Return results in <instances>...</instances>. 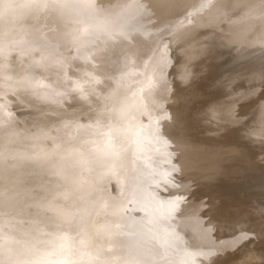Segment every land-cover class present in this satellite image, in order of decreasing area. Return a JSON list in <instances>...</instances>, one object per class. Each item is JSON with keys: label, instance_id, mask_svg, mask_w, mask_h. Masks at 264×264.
<instances>
[{"label": "rangeland", "instance_id": "rangeland-1", "mask_svg": "<svg viewBox=\"0 0 264 264\" xmlns=\"http://www.w3.org/2000/svg\"><path fill=\"white\" fill-rule=\"evenodd\" d=\"M64 2L65 0L45 1L44 6L46 13L42 16L46 25H44L45 29L43 28L40 30V37L33 41L32 47L30 46L27 48L25 54H21V52L18 51H12L10 54L0 52V57H2L0 61L2 60L3 63L11 65L13 71L11 72L10 70V74L8 75L13 78L9 77L7 79L6 73L1 72L0 74V155L4 152L10 157L8 154L9 151L6 150L11 149V152H17L20 156L22 150H25V148L27 149V147L29 150V146L26 147L27 143L30 142L28 139L32 142L34 138V136L32 138V135L38 137L39 128L43 126V128H40V137L38 138L42 139L38 140L34 138L39 142L35 140V143L33 141L35 145L32 142V147L29 144L32 151L35 147L36 150H42V160L38 150L33 151L38 153H34V156L31 155L32 153L28 154V152H30L28 151L26 158V155H24L25 153H23V158H25L26 161L27 159L30 160L29 158L31 157L33 161L39 160L35 163L33 161H28L29 163L33 162V164H30L32 165L31 167L35 166L34 164L36 163H38L36 164L37 166L41 167L40 163L46 162L48 164L45 163V165H49L48 167L50 169H46L47 166L43 163L42 168H44L46 173L49 171L52 172L55 167L52 166L51 168L50 165L52 164L45 160L47 159L49 161L48 158L51 159L54 155L56 156V158H53L54 160H61L64 157L61 155L65 152H63V150H65L64 146L70 145L67 144L70 142H67V140H71V144L74 143L73 147L76 145L75 147L77 149L75 150H79L78 153L85 150L87 155L84 159L82 157L86 152L82 151V153H80L82 155L79 156L75 151L77 156L74 155L75 157H72L74 153V151L70 149L72 145L69 146L70 148L66 146L70 151L67 153L68 150H66L64 153L65 158L72 157V159H67L69 162L64 159L61 160H64L67 164L69 163V165L64 163V161H59L60 163H64L66 167L71 170L65 168L63 166L64 164L60 165L59 163V165L56 166V164H58L56 163L57 161H52L57 167L56 170L62 166L66 171L61 168L59 172L50 173L48 174L49 176L44 173L46 177L44 178L47 179L45 180L46 183H43L44 179L35 178V171L41 169L37 166L38 169L33 171L17 169V167L15 168L14 166L13 167L17 169L16 171H9L7 167L0 170V176H2L1 179L3 180L0 179V201L2 202L3 199L8 198L10 200L13 198V200L11 199L12 202L6 205L0 202V252L8 249L6 251H8L9 258L13 264H102L105 261L107 250L110 249L111 264H199L198 261L200 262L201 259L204 260V258L201 257L202 254L205 259L207 257L205 261L209 262L205 263L204 261L203 264H264V139L250 137V133L247 132L249 123H254L255 121L259 124L255 128V131L264 132V103L250 112V116L247 117L243 124L240 123L239 126L221 124L217 127H211L210 125H206L207 123H201L199 121L208 104L222 97V94L220 96L218 95L220 94L218 93L219 87H216V85H209L210 81L215 82L216 78H219V76L221 77L225 71H232V69L241 66L240 63L249 57L255 60L264 58V0H176V2L174 0H69V3L72 4L70 7L62 6ZM157 5L160 7L163 5H165V7L167 6L166 8L168 10L166 11L170 12H167L168 14L164 12L165 14H163V16H165L164 18L166 20L162 18L163 16L160 18L162 14L156 12ZM155 6L157 7L155 8ZM151 8H153V10L155 9V15H153V12L151 13V11H153ZM147 11L150 12L146 13ZM150 15L152 18L154 16L155 19L159 16L160 20L157 21L154 18L152 19ZM143 19H148L147 23L151 21L149 25L152 26L151 28H153V30H150V26H146L147 23ZM140 20L144 22L140 23L139 26H137L139 23L134 24L140 22ZM161 20H163V22H161ZM156 21L158 23H155ZM155 24H157V27ZM146 28H149L148 32H146ZM139 33L143 34V36L147 33L148 37L145 39L146 36L143 37ZM134 35L135 37L138 36L142 40H145L142 41L139 39L134 45H129L132 38L128 37ZM175 37H178V40L173 39ZM46 39L47 41H45ZM40 40L42 43H40ZM170 40L172 41L170 42ZM125 43L128 46H126ZM214 47H218L221 53L219 55L208 56L209 52ZM205 48L207 51L203 53L211 59V63L203 67L199 65L195 67L189 77H183L186 71L185 68L188 66L192 56L195 57L196 51L202 52ZM130 54H132V56ZM67 55L69 57H67ZM113 55L114 59L110 68L106 61ZM164 55L166 56L164 57ZM155 60H158V72L155 71L158 68L155 65ZM163 60H166L167 63ZM113 65L115 66L113 67ZM153 65H155V68L151 67ZM149 68L150 70L152 69L153 72L150 71ZM151 72L154 73V76L155 74L158 76V74L161 73L158 76V80L156 76V78H154V76L152 77ZM11 73L16 74L11 75ZM17 74L20 75L21 78H19L21 81L18 79ZM86 75H89V77L86 78ZM83 77H85L87 81H85ZM151 78L152 81L150 80ZM13 79H15V81ZM153 79L158 83L155 82V87L152 85L154 83ZM148 81H151L152 84ZM144 82L146 83L144 84ZM105 83H108L109 86L107 84V87ZM148 83L155 89L157 85V88H159L161 92H154L155 90L152 92V90H150L146 93L147 89L149 90V88H152ZM143 84L147 89L142 86ZM103 85L106 87L103 88ZM138 85L141 86L142 89L141 87L138 88ZM2 89L3 93L6 92L5 94H1ZM101 89H104L103 92ZM135 89H137L138 92H135ZM64 91L67 92L65 93ZM63 92L65 94H63ZM151 92L154 96H152ZM166 92L167 96L171 94L173 97H169L171 96L169 95L168 97L171 99L168 98L169 100H167V96H165ZM96 93L100 95L95 96L94 94ZM134 93L143 94L142 96L146 98H144V100L147 101L146 107L148 109L145 106H143V108L147 109L151 114L148 116L149 112H147V110L140 112L139 106L130 107V112L139 113L133 124H130L129 119L125 120V118L128 117V113H125L121 104L125 103L124 100ZM149 93L152 98H150ZM141 101H143V99ZM145 101H143V105L146 104ZM197 101L200 102L198 103ZM154 104H156V111H152L155 106ZM150 108L153 109L151 110ZM123 113L126 114L124 118L122 117ZM172 114H174V116L177 115V118L174 116L172 117ZM151 116L152 118L150 121L152 122L149 124V117ZM121 119L125 121L121 122ZM60 120L63 121L61 122ZM88 122L91 128L87 129L86 127H90L86 126V124L89 125ZM115 122H117V127L114 134L110 138L106 137L107 139H103L100 143L94 145L95 143H93L94 141L92 138L96 137L95 139H97L98 133L101 132L99 130L100 127L103 129L105 128L103 126H113ZM148 124L149 127L147 126ZM9 127L11 130H7V133L5 132L6 134L9 133L8 135H10V131L13 129L21 133V135L26 133L25 136H22L21 141V143L24 142V144H26L24 148L23 146L21 147L23 144L17 143L21 140V136H17L18 138L20 136V139H17L19 141H17L15 139L17 137L13 135L15 133L14 130L12 131V133H14L8 136V140L10 141L13 139V136H15L14 139L17 141L15 142L20 146H16L15 143H13V145H15L13 146L10 141L11 146L9 145L10 147H8L9 141L8 143L6 142V138L8 137H6L7 135H5L3 131ZM144 128L146 133L142 130ZM105 129H103L102 132H104ZM152 129H154L153 133H151ZM184 131L187 133L184 134ZM46 132H49L48 135ZM106 132L104 133L106 134ZM29 133L31 134L27 136ZM42 133H46L47 137H44L45 134L41 137L43 135ZM24 137L28 138L25 139ZM62 137H66L67 139L65 140ZM154 137L158 139L155 138L154 141ZM58 138L65 140L67 143L62 147V142H60L62 140L58 141ZM159 139L164 141H160ZM86 141H90V144L88 143L90 145H88V148ZM108 141L111 147L110 156L101 161L94 160L90 163L85 162L86 159L90 161V148L97 153L101 152L107 146ZM6 143V147L9 149L5 147ZM82 145L86 147L84 148ZM166 145L170 146V148ZM171 149L173 154L170 152ZM55 150L58 152L61 150L59 154L62 153L58 156L57 151L56 153L54 152ZM71 151H73V153ZM119 151L123 152L122 158L115 160V153ZM11 152L10 154H13ZM36 155H38L40 159ZM43 156L45 158L44 161ZM15 157H13L15 162H18L19 159V161L21 160L20 162H23L22 164H26V161L22 160L23 158L20 159L18 156ZM187 157L189 158L187 159ZM13 158L11 159L10 157V161L13 162ZM17 164L14 165L16 166ZM28 166L29 165H26V167ZM100 166L102 167L100 171L101 175H95V172L98 171V167ZM79 167L82 171H80ZM74 171L77 172L75 173ZM32 172H34L33 176L35 179L33 176L31 177ZM38 172H36L37 176L39 174L42 175L41 172H39V174ZM67 172H71V174ZM98 172H96V174H98ZM41 175L39 177L43 178V175ZM72 175H77V178H74ZM92 176L96 181L93 186L88 184L90 178L93 179ZM48 177L52 179V181H50V179L48 180ZM64 177H66V183L69 185L71 184V188L66 190L65 193L67 195L64 201L67 202L61 203L59 199L61 203V205H59L60 203L57 201L56 197L57 203L48 195L52 196L50 192L55 190L53 189L52 183L56 190L65 187L63 186L64 184L62 185L63 181L61 180V178ZM169 178L172 180H168ZM12 179L15 180V183H12L9 187L4 186V188H2L1 184L4 181L8 183V181ZM30 179L32 182L35 181V187H33V189L36 191L29 190L30 188L32 190V187L29 188L28 185L34 186V184L31 185L29 183ZM157 179L158 181H156ZM165 179L168 180H166V184L171 181L166 185L167 187L165 186L166 188L164 187L165 189L162 187L166 193L161 189V183L159 182L161 181L165 184ZM37 180H41L42 182L40 181V183ZM56 180L59 181L62 187L57 186L59 185L58 183L55 184ZM47 181H49V183L51 182V184L48 185ZM36 182H39V185L36 184ZM154 182L159 183L158 187L157 183L154 185ZM41 184L42 186H40ZM43 184L52 186L49 187V193L46 191L48 187H43ZM148 185H152V187L153 185L156 186L158 192H156L157 189L153 187L155 189L153 190V188ZM39 186L41 188L38 189ZM148 188L153 191L152 196L154 192L156 195L161 191L160 194H162V197L158 194V200L160 202L163 200V203L161 202L162 206H160L161 204L159 201L155 200L157 198L155 195L154 198H152V192L149 191ZM147 190L151 193L149 194ZM198 190H200V195H198ZM260 191L263 192L260 193ZM45 192L46 195H44V198L48 196V198H46L47 202L46 199L42 198V203L51 205L47 206L51 207V209H55L56 212L58 211V214H56L54 210L49 209V207H45L46 204L39 203L42 205L41 207L44 206L45 209L37 208V205L35 207L32 203L26 209H22L20 206L22 205L21 202H23L24 197H33L32 200H34L35 195V197H38ZM188 192L194 195L193 199L189 200L192 195L190 197ZM79 193H81V196H79ZM185 194H188V199H186L187 196H185ZM82 195L88 196V200L89 198H95L97 200L96 204L93 205V211L92 214L89 215V218H82L83 220H79V218L77 220V214L74 216L75 213L73 211L82 214L81 212L88 207L87 203H89L86 201L87 199L84 200L85 202L80 201V203H77L78 200H74L75 198L81 200ZM178 196L180 198L183 196L184 201H189L183 202V199L180 200ZM39 198L41 200V197ZM49 198L54 201L48 202ZM118 199H120V203L122 200V206L118 205L120 204L119 201L117 202ZM43 200L45 201L43 202ZM165 201L166 203H164ZM115 202L121 207L118 208L117 205L114 206ZM80 204L81 206H79ZM111 204L115 209H120V214H118V212L116 213L118 216L115 217H119L116 221L114 216H110V214H114L109 211L110 207H112ZM2 205L9 209H3ZM73 206L77 208L74 207L73 210ZM105 206L107 208L103 209ZM164 206L166 207V212ZM20 207L21 209L18 210ZM11 208H17V211H8ZM70 208H72L73 211L70 210ZM36 210L41 213L43 218L42 223L41 220L37 223H30L28 216H32ZM111 210L114 211L112 208ZM189 210L191 212L193 211L192 213L194 214L195 211L199 214L194 215ZM67 211H71V214L67 213ZM126 211H128V213ZM66 214L71 215V217L68 215L69 221L66 220L68 221V223L66 222L67 224L64 220ZM109 216L116 223L113 224V220L111 219L109 222ZM126 216H130L133 221H130V217L127 218ZM165 216H167V219ZM120 217L124 218V220L127 218V225L131 226V229L128 227L130 233H128L129 231L126 232V234L128 233V238L125 236L126 234H124L123 237L120 235L119 244L114 246L109 243L108 237L105 232L103 234V231H117L120 226L118 223L122 219ZM163 218L167 221H164ZM190 218L191 220L189 222L192 224L189 225L191 226L188 225L187 221V219L189 220ZM146 219L149 223L151 222L152 229L151 226H147L150 224L146 222ZM84 220H87V223ZM140 220L145 222V224L143 223L144 225H140V223H142ZM192 220H194V222H192ZM79 221H82V223L80 224ZM83 221L85 223H83ZM161 221L165 223L163 224ZM58 222L61 224L64 223L65 226L61 229L63 225H57ZM107 222L110 224L109 226L112 227L111 230H109L110 227L104 226ZM129 222H132L133 225ZM159 222L162 223L163 226ZM111 224H113V226ZM123 224L125 223L122 222V225ZM193 224L196 225L193 226ZM203 224L210 229L208 228L209 230L206 231V233L202 232V237H200L208 244L222 243L220 245L223 251L219 249L221 248L219 247L220 245L217 246L218 248L200 247L199 249H203L202 251L195 248L189 235L195 231L197 225L201 226ZM142 225L147 226L145 227L146 230L148 227L151 229L147 231L148 233H150V231L152 233L155 232L156 235L154 236H158L159 234L160 237L164 236L162 235L163 232V234L167 235L170 228L171 230L174 229L176 233L170 230L172 234H170V231L168 234L174 236L176 241L172 237L169 239L170 235L164 238L166 241L163 240V242L166 243L170 240L172 244L170 242L169 245H174V248L170 245L173 248L170 247V250L165 246L167 256L164 255V245H161L163 242L160 240L161 238L158 239L159 236L154 239L152 235L151 238H153V242L157 241L156 245H161L162 249H156L153 245L149 246L147 241L142 240L143 235H148L144 227H142V229L145 232L142 234L143 231L140 229ZM156 225H159L161 229H166H164V231L160 229L162 232H159V227L156 228ZM165 225L171 227L167 230L168 226L165 227ZM137 226H140V228L137 229ZM188 226L191 227V229ZM192 227H194L193 231ZM44 228L47 230L51 228L48 231L53 230L52 232L54 233L47 231L44 236H41L44 233ZM28 229H30L29 232H27ZM120 229L121 228H119V230ZM153 230L155 231L153 232ZM156 230L159 233H157ZM186 230H190L191 232H187ZM8 232L13 235L8 236ZM57 232L60 233L56 235L55 233ZM61 232L63 234H61ZM152 233H150V235ZM173 233L175 235H173ZM24 234L25 236L23 238ZM137 234L141 236V239ZM19 237L22 239L20 245L22 246L20 248L22 251L19 250L23 252L21 253L23 254L21 261L18 259V257H21L19 251L15 253L11 245V243L16 241ZM124 237L128 240L123 239ZM130 237L131 239H129ZM186 237H189L190 243L189 240L187 241ZM159 241L162 243L160 242V244H157ZM177 244L178 246L179 244L182 245V247L179 246L181 247L179 248ZM131 247L134 249L132 252L129 251V249L132 250ZM25 249L27 254L24 252ZM64 249L67 250H65L67 254L64 253ZM145 249H148L147 252L149 253L145 252ZM158 249L163 251L161 254L162 256L157 252ZM155 251L158 253L157 255L154 253ZM172 254L176 259L170 258H174ZM168 255L172 256L168 257ZM74 258H77V260ZM1 259L2 258H0V264L4 262ZM132 259L133 262H131ZM200 263L202 264V262Z\"/></svg>", "mask_w": 264, "mask_h": 264}, {"label": "bare ground", "instance_id": "bare-ground-1", "mask_svg": "<svg viewBox=\"0 0 264 264\" xmlns=\"http://www.w3.org/2000/svg\"><path fill=\"white\" fill-rule=\"evenodd\" d=\"M45 1H47V0H0V52H5V53H7V54H10V53H12V51H18V52H21V54H25L26 53V49L27 48H29L31 45H32V43H33V41L36 39V38H38V37H40V30L41 29H43L44 28V25H45V21L43 20V14L45 15V13H46V9H45ZM49 1V0H48ZM158 1V0H157ZM161 1V0H160ZM175 2H176V0H174ZM188 1H190V0H188ZM198 1V0H197ZM202 1V0H201ZM194 2V1H193ZM198 3V2H197ZM176 4V3H175ZM187 4V3H186ZM9 5H12L11 7H9ZM62 5V4H61ZM52 6V5H51ZM158 6V5H157ZM157 6H155V8L157 7ZM169 6V5H168ZM184 6V5H183ZM186 6V5H185ZM188 6V5H187ZM60 7V6H59ZM167 7V6H166ZM165 7V5H163L162 7H160V6H158L157 8H156V12L157 13H160V14H162V15H160V14H158V15H160V18H161V16H163V14H165V13H169L170 11H166V10H168L167 8ZM174 7V6H173ZM196 7V6H195ZM205 7V6H204ZM169 8V7H168ZM152 10H153V8H151ZM170 9H171V7H170ZM144 10H145V7H144ZM144 10H142V11H144ZM155 10V9H154ZM154 10L153 11H151V13L153 12V15H155L154 13ZM149 11V12H150ZM148 11L146 12V13H149ZM165 12V13H164ZM150 13V14H151ZM167 13V14H168ZM181 13V12H180ZM179 13V14H180ZM197 13V12H196ZM191 14V13H190ZM200 14V13H199ZM149 15V14H148ZM152 15V14H151ZM150 15V16H151ZM186 15V14H185ZM167 16V15H166ZM165 16H163L162 18H164ZM179 17V16H178ZM151 18H152V16H151ZM153 18H154V16H153ZM152 18V19H153ZM158 18H159V16H158ZM158 18H154L155 20H160V18L158 19ZM181 18H182V16H181ZM165 19V18H164ZM138 20V19H137ZM144 20V19H143ZM148 20V19H147ZM147 20L145 19L144 21H146V23H147ZM154 20V21H155ZM166 20V19H165ZM142 20H140V22H136V23H134V24H137V23H139V24H137V26H139L140 25V23H143L144 21H142ZM150 21V20H149ZM153 21V22H154ZM155 22V23H158V22ZM151 22V21H150ZM149 22V23H150ZM161 22H163V20H161ZM145 23V24H146ZM149 23H147V27H149L150 26V30L152 29L153 30V28H151L152 26L151 25H149ZM160 23V22H159ZM161 24V23H160ZM157 24H155V26H156ZM159 25V24H158ZM46 26V25H45ZM144 26V25H143ZM140 27H142V26H140ZM157 27V26H156ZM45 29V28H44ZM65 29H66V27H65ZM148 29L149 28H146L145 30H147L146 32H148ZM144 30V31H145ZM150 30H149V34H150ZM48 31V30H47ZM143 31V32H144ZM67 32V31H66ZM142 32V33H143ZM140 34V33H139ZM139 34H138V36H139ZM146 35V37L145 36H143V34H140V35H142L143 37H145V39L148 37V35H147V33H145ZM49 36V35H48ZM138 36H136L135 37V35L134 36H130V37H128V38H132V40H130V42H129V45L131 44H133L134 45V43L137 41V40H139V39H141V38H139ZM141 36V37H142ZM150 36V35H149ZM181 36V35H180ZM41 37H42V35H41ZM66 37H67V35H66ZM142 37V38H143ZM48 38V37H47ZM44 39H45V37H44ZM43 39V40H44ZM51 39V38H50ZM58 39V38H57ZM127 39V38H126ZM144 39V38H143ZM144 39V40H145ZM173 39H177L178 40V37L176 38H173ZM172 39V40H173ZM41 40H42V38H41ZM40 40V41H41ZM67 40V39H66ZM142 40V39H141ZM144 40H142V41H144ZM147 40H149V39H147ZM146 40V41H147ZM172 40H170V42L172 41ZM174 40V41H175ZM45 41H47V39L45 40ZM205 42V41H204ZM204 42H202V43H204ZM40 43H42V41L40 42ZM77 43V42H76ZM49 44V43H48ZM61 44H62V42H61ZM126 44V43H125ZM150 45V44H149ZM48 46V45H47ZM46 46V47H47ZM126 46H128L127 44H126ZM32 47V46H31ZM66 47V46H65ZM131 47V46H130ZM130 47H129V49H130ZM136 47V46H135ZM76 48V47H75ZM128 48V47H127ZM139 48V47H138ZM148 48V47H147ZM207 48V47H206ZM206 48L204 49V51H196L197 53L194 55L195 57H193L192 56V59L190 60V62H189V64H188V66L185 68L186 69V71H185V75L183 76V77H189L190 76V74L192 73V71L195 69V67H197V66H199V65H201V67H203V66H207V65H209L211 62V59L209 58V57H207V56H205L204 55V53L203 52H206L207 50H206ZM78 49V48H77ZM125 49V48H124ZM161 49V48H160ZM29 50V49H28ZM32 50V49H31ZM166 50V49H165ZM203 50V49H202ZM126 51V50H125ZM130 52V51H129ZM216 52H218V53H216ZM221 52H220V50L218 49V47H214L210 52H209V54H208V56H214V55H219ZM131 56H132V54H130ZM135 55V54H134ZM9 56V55H8ZM21 56V55H20ZM25 56V55H24ZM140 56V55H139ZM138 56V57H139ZM166 55H164V57H165ZM190 56V55H189ZM19 57V56H18ZM17 57V58H18ZM36 57V56H35ZM66 57V56H65ZM67 57H69L68 55H67ZM114 57V55L113 56H110L109 57V60L108 61H106L107 62V64H108V67H110L111 68V64H112V62H113V58ZM121 57V56H120ZM124 57V56H123ZM129 57V56H128ZM0 58H2V57H0ZM71 58V57H70ZM3 59H4V57H3ZM36 59V58H35ZM18 60V59H17ZM38 60V59H37ZM71 60V59H70ZM7 61V60H6ZM119 61H122V60H119ZM156 61V60H155ZM163 61H166V60H163ZM129 62V61H128ZM158 60L156 61V63H155V65L158 67ZM165 63V62H164ZM166 63H167V61H166ZM128 65V64H127ZM155 65H153V66H151V67H153V68H155ZM161 65V64H160ZM159 65V66H160ZM240 65L241 66H239V67H236L235 69H232V71H225L223 74H222V76L220 77L219 75H216V76H219V78H216V80H215V82L214 81H210V84L209 85H216V87L218 86L219 87V92L218 93H220V94H218L219 96L222 94V97H220V99L218 98V100H214L212 103L210 102V104H208V106L205 108V111L203 112V114H202V117L199 119V121L201 122V123H207L206 125H210L211 127H217V126H219V125H221V124H226V125H231V126H233V125H236V126H239L240 125V123H244V121L247 119V117H249L250 115V112H252L253 110H255V109H257L258 108V106L260 107V105L261 104H263L264 103V58H262V59H257V60H255V59H251L250 57L249 58H247L246 60H243V62H241L240 63ZM115 65H113V67H114ZM129 66V65H128ZM145 66V65H144ZM150 66V65H149ZM14 67V66H13ZM16 67V66H15ZM148 67V66H147ZM161 67V66H160ZM120 68V67H119ZM232 68V67H231ZM19 69V68H18ZM17 69V70H18ZM108 69V68H107ZM138 69V68H137ZM159 69V67L157 68V70H155V71H159L158 70ZM11 70V72H13L12 71V66L11 65H9L8 63H3L2 62V60L0 61V74H1V72L2 73H6V77H7V79L10 77V76H8L10 73H9V71ZM13 70H14V68H13ZM20 70V69H19ZM119 70V69H118ZM149 70H150V68H149ZM15 71V70H14ZM150 71H152V69L150 70ZM154 71V72H155ZM117 72V71H116ZM153 72V71H152ZM151 72V73H152ZM162 72V71H161ZM133 73V72H132ZM14 74H16V73H14ZM14 74H12L11 73V75H14ZM120 74V73H119ZM154 73H152V77L154 76L153 75ZM161 74V73H160ZM160 74H158V76L160 75ZM18 75V79L21 81V77H20V75L19 74H17ZM91 75V74H90ZM157 74H155V76H156ZM91 76H93V75H91ZM116 76V75H115ZM150 76V75H149ZM154 76V78H156L157 77V80H158V76H156L155 77ZM12 77V76H11ZM10 77V78H11ZM17 77V76H16ZM20 77V78H19ZM89 77V75L87 76L86 75V78H88ZM214 77V76H213ZM13 78V77H12ZM83 78H85V77H83ZM86 78L84 79L85 81H87L86 80ZM90 78H93V77H90ZM162 78V77H161ZM82 79V78H81ZM188 79V78H187ZM10 80H12V79H10ZM9 80V81H10ZM14 81H15V79H13ZM146 80H148V79H146ZM151 81H152V78L150 79ZM8 81V80H7ZM84 81V82H85ZM151 81H148L150 84H152L151 83ZM153 81H154V79H153ZM4 82H6V81H4ZM142 82V81H141ZM156 81H154V83L152 84V85H154V87H155V84L157 83H155ZM22 83V82H21ZM83 83V82H82ZM146 82H144V84H145ZM148 83V84H149ZM22 84H24V83H22ZM106 84V83H105ZM104 84V85H105ZM108 84V83H107ZM107 84H106V86H107ZM142 85L143 87L145 86V85ZM149 84V85H150ZM158 84V83H157ZM161 84V83H160ZM164 84V83H163ZM104 85L102 86L103 88H105L104 87ZM140 85H141V83H140ZM108 86H109V84H108ZM107 86V87H108ZM151 86V85H150ZM162 86V85H161ZM160 86V87H161ZM165 86V85H164ZM163 86V87H164ZM171 86H172V84H171ZM101 87V88H102ZM136 87H137V85H136ZM141 86H139L138 85V88H140ZM149 87V86H148ZM152 87V86H151ZM154 87H152V88H154ZM167 87H168V85H167ZM213 87V86H212ZM145 88V87H144ZM152 88H149V90L147 89V88H145V89H147L146 90V93H148L150 90H152V92H153V90H155L154 92H161L160 91V89L159 88H157V85H156V89L154 88V89H152ZM5 89V88H4ZM141 89H142V87H141ZM141 89H139V90H141ZM165 89V88H164ZM7 90V89H6ZM102 90V92H103V90L104 89H101ZM101 90H100V93L102 94V92H101ZM136 90V91H135ZM134 91L135 92H138V90L137 89H135ZM158 90V91H157ZM3 91V89L1 90V92ZM94 91V90H93ZM143 91V90H142ZM142 91H139V92H142ZM163 91V90H162ZM170 91V90H169ZM60 92V91H59ZM65 92V91H64ZM63 92V94H65ZM151 92V94H152V96H154L153 95V93ZM163 92H165V91H163ZM168 92V91H167ZM167 92H166V95L165 96H167ZM171 92V91H170ZM6 92H2L1 94H5ZM62 93V92H61ZM179 93V92H178ZM59 94V93H58ZM136 94V95H135ZM143 94H144V92H143ZM142 94V95H143ZM150 94V93H149ZM151 94H150V98H152L151 97ZM165 94V93H164ZM55 95V94H54ZM95 96L97 95V93L96 94H94ZM100 94H98L97 96H99ZM132 95V94H131ZM128 96L125 100H124V102L125 103H122L121 104V107L124 109V111H125V113H128V117H126V116H124V115H126V114H124L123 113V118L124 117H126L125 118V120L126 119H129V123L130 124H133V122H134V120L136 119V117H137V115L139 114V113H135V112H130V110H129V108L130 107H134V106H139L140 107V112H142V111H144V110H147L148 108L146 107L147 106V101H145L144 100V98H143V96L140 94V93H134L132 96ZM142 96V99H143V101H145V105H143V101H141L142 99H141V96ZM155 95H156V93H155ZM169 95H171V94H168V96ZM175 95V94H174ZM82 96V95H81ZM149 96V95H148ZM166 97L167 98V100H169V99H171V98H169V97H173L172 95L171 96H169V97ZM218 96V97H219ZM59 97V96H58ZM150 98H148V99H150ZM169 98V99H168ZM146 99V98H145ZM173 99V98H172ZM151 100V99H150ZM172 101V100H171ZM170 101V102H171ZM142 102V103H141ZM198 102V101H197ZM200 102V101H199ZM198 102V103H199ZM18 103V102H17ZM155 105V106H154ZM153 106V110L152 111H156L157 110V108H155L156 107V104H154ZM172 105V104H171ZM143 106H145L147 109H144L143 108ZM148 106H150V105H148ZM173 106V105H172ZM263 106H264V104H263ZM151 107H152V105H151ZM175 108V107H174ZM147 112H149L148 110H147ZM73 113H75V112H73ZM145 113H146V111H145ZM152 113H156V112H152ZM172 113V112H171ZM170 113V114H171ZM71 114H72V112H71ZM149 114V115H148ZM147 115L148 116H150V114H151V112H149ZM178 114V113H177ZM196 114V113H195ZM153 115V114H152ZM168 115V114H167ZM167 115H166V117H167ZM176 115V114H175ZM179 115V114H178ZM130 116V117H129ZM169 116H171V115H169ZM174 116V114H172V117ZM177 116V115H176ZM176 116H174V117H176ZM182 116V115H181ZM180 116V117H181ZM141 117V116H140ZM183 117V116H182ZM142 118V117H141ZM148 118V117H147ZM151 118H152V116L151 117H149V124H150V122H152V121H150L151 120ZM177 118V117H176ZM178 118H179V116H178ZM125 120H123V119H121V122L122 121H125ZM179 120H181V119H179ZM61 121V120H60ZM63 121V120H62ZM61 121V122H62ZM142 121H144V120H142ZM209 121V122H208ZM60 122V123H61ZM65 122V121H64ZM117 122H115L114 123V125L113 126H109V127H106V126H103V127H105V128H107V129H105V128H103V129H105V131L104 132H106L107 130V132H106V134L104 133V132H102L103 131V129H101L102 127H100V133H98V136H97V139H95V138H92L93 139V141H91V142H93V143H95L94 145H96V144H98V143H100L103 139H107V138H110L113 134H114V132H115V129H116V127H117V124H116ZM88 124L89 125H87L86 124V126H90V127H86L87 129L88 128H91V125H90V123L88 122ZM129 124V125H130ZM149 124L147 125L148 127H149ZM259 124H257V122L255 121L254 123H249V125H248V130H247V132L248 133H250V137H253V138H262V139H264V132H257V131H255V128L258 126ZM151 126V125H150ZM154 126V125H153ZM156 126V125H155ZM44 127V126H43ZM43 127H40V128H43ZM146 127V126H145ZM152 127V126H151ZM157 127H158V125H157ZM40 128H39V133H40ZM109 128H111V129H109ZM162 128V127H161ZM154 129H157V128H154ZM154 129H152V132H151V130H150V132L151 133H153V130ZM7 130L9 131V130H11L10 129V127L9 128H7L6 130L4 129V131H3V133H7ZM14 130V129H13ZM12 130V131H13ZM42 130V129H41ZM143 131L145 130V128L144 129H142ZM12 131H10L11 133H10V135H12L13 133H12ZM15 131V133L17 132L16 130H14ZM171 131V130H170ZM41 132H43V131H41ZM145 132V131H144ZM149 132V133H150ZM155 132V131H154ZM185 132V133H184ZM183 133L184 134H186L187 132L186 131H184ZM246 132V133H247ZM5 133V135H7L6 137H8V136H10V135H8V134H6ZM13 134V135H15L16 137L18 136V135H20L21 136V140L19 141V140H17V139H20V136H19V138L17 137V138H15V136H13V139L15 138L17 141H19V142H17L15 139H14V141L12 142V140L13 139H11L10 141H11V143H12V145H13V143H15V145L16 146H20V145H18L17 143H19V144H23V145H21V147L23 146V148L25 147L24 145H26V144H24V142L23 143H21V141H22V136H25V134L24 135H21V133H19V132H17V133H19V134ZM39 133H38V137H36L35 135H32V138H33V136H34V138H39L40 137V135H39ZM47 133V135H48V133L49 132H46ZM46 133H42L41 135V137H43L44 136V134H45V136L44 137H47V135H46ZM135 133V132H134ZM146 133V132H145ZM172 133V132H171ZM175 133V132H174ZM178 133V132H177ZM23 134V133H22ZM31 133H29L27 136H29ZM36 134H37V132H36ZM180 134V133H179ZM62 135H63V133H62ZM99 135H100V137H99ZM189 135V134H188ZM61 136V135H60ZM59 136V137H60ZM160 136V135H159ZM12 137V136H11ZM98 137H99V139H98ZM107 137V138H106ZM192 137V136H191ZM25 139H27L28 137H24ZM30 138H31V136H30ZM31 138V139H32ZM33 138V139H34ZM61 138V137H60ZM63 139H67L66 137L64 138V137H62ZM142 138V137H141ZM155 138L156 137H154L153 139H154V141H155ZM160 138V137H159ZM7 139V143H8V139H9V137L8 138H6ZM32 139V142L34 141L35 142V140H36V142H39L38 140H40V139H42V138H40V139H34L33 140ZM63 139H59L58 138V141H60V140H62V141H60V142H62V147H63V145L65 144V143H67L68 141H70L69 143H67V144H70V145H72L71 147L72 148H70L69 146L70 145H65L64 146V148H65V150H63V148H62V150H63V152L65 151L66 152V150H68L69 148L71 149V150H73L74 151V153H73V151H71L72 153H73V156L72 157H75V156H77L76 154H79V156L80 155H82V154H80V153H82V151H84V152H86L85 150H80L81 152L80 153H78L79 152V150H75V149H77L75 146L73 147V145H74V143L73 144H71L72 142H71V140H67V142H65V140H63ZM91 139V138H90ZM89 139V140H90ZM156 139H158V138H156ZM24 140V139H23ZM160 140V139H159ZM187 140V139H186ZM10 141H9V143H8V147H10L11 145V143H10ZM17 143H16V142ZM28 141H30L29 143H27V145H26V147L27 146H29V150H28V147H27V149L25 148V150H26V152H25V150H22V152H20L21 153V157L18 155V153L16 152V151H14V152H16V153H13V152H11L10 150H6V151H9V155H10V157H11V159L13 158V157H15V156H18L20 159H22L23 158V156L24 155H26L27 154V152L28 151H30V152H28V154H31L32 156H34V153L38 150H36L34 147V149H33V151L34 150H36L35 152H33L32 151V149H31V147L33 146V144L35 145V143L33 142V144H32V142H31V140H29L28 139ZM64 141V142H63ZM74 141H76V140H74ZM88 141V140H87ZM86 141V143H87V148L90 146L89 144V142H87ZM160 141H164V140H160ZM159 141V142H160ZM166 141V140H165ZM193 141V140H192ZM158 142V141H157ZM167 142V141H166ZM171 142V141H170ZM176 142V141H175ZM190 142V141H189ZM188 142V143H189ZM7 143L5 144V147H6V145H7ZM58 143V142H57ZM85 143V144H86ZM89 143V144H88ZM161 143V142H160ZM159 143V144H160ZM193 143V142H192ZM31 145V147H30V145ZM158 144V145H159ZM165 144V143H164ZM10 145V146H9ZM15 145H13V146H15ZM89 145V146H88ZM163 145V144H162ZM170 145V144H169ZM187 145V144H186ZM12 146V147H13ZM36 146H37V148H38V145L36 144ZM66 146L67 147H69V148H66ZM84 145H82V147H83ZM154 146H155V144H154ZM161 146V145H160ZM167 146V145H166ZM179 146V145H178ZM181 146V145H180ZM183 146V145H182ZM203 146V145H202ZM8 147H6V148H8ZM86 146H84V148H85ZM167 147H169L170 148V146H167ZM166 147V148H167ZM189 147V146H188ZM193 147V146H192ZM198 147V146H197ZM196 147V148H197ZM4 148V147H3ZM60 148V147H59ZM58 148V149H59ZM74 148V149H73ZM153 148H155V147H153ZM165 148V149H166ZM177 148V147H176ZM187 148V147H186ZM205 148V147H204ZM9 149V148H8ZM57 149V150H58ZM140 149V148H139ZM151 149V148H150ZM164 149V150H165ZM173 149V148H172ZM172 149H171V153L173 152L172 151ZM189 149V148H188ZM207 149V148H206ZM57 150H55L54 152L56 153V151ZM163 150V149H162ZM182 150V149H181ZM190 150V149H189ZM188 150V151H189ZM202 150V149H201ZM3 151H5V150H3ZM2 151V152H3ZM5 151V152H6ZM19 151H20V149H19ZM18 151V152H19ZM24 151V152H23ZM41 151L42 150H38V152H40V155L41 154H43V153H41ZM61 150H59V152H60ZM69 151L70 150H68V152L67 153H69ZM77 153H76V152ZM160 151V150H159ZM168 151V150H167ZM198 151V150H197ZM10 152L11 153H13V154H10ZM53 152V153H54ZM59 152L57 151V154H58V156L62 153H60L59 154ZM64 152V153H65ZM107 152H108V154H107ZM184 152V151H183ZM183 152H182V154H183ZM204 152V151H203ZM216 152V151H215ZM4 153V152H3ZM2 153V155H0V170H2L3 168H8L7 170H11V171H13V170H17L18 168L19 169H22V170H31V171H33V170H37L38 168L37 167H40V166H37L36 164H38V163H36V164H34L35 166H33L34 168H36V169H34L33 167H31L32 165H30L31 163L33 164V162L35 163L36 161L38 162L39 160L37 159H35L36 161H33V159L31 160V158H29V155H28V158L30 159V160H28L27 159V161H26V157H27V155L25 156V158H23L22 160L23 161H26V164H22L23 162H20L19 161V159H18V162H15V159L13 158V162L12 161H10V157L7 155V154H3ZM7 153V152H6ZM19 153V154H20ZM23 153H25L24 155H23ZM64 153H62L61 155H62V159H64L65 161H68V160H70V159H72V157L70 158V157H68V158H65V155H64ZM76 153V154H75ZM195 153V152H194ZM198 153H199V151H198ZM210 153V152H209ZM208 153V154H209ZM35 154H38V153H35ZM110 154H111V147H110V143H109V141H108V144H107V146L103 149V151H101V152H95V151H92L91 150V148H90V152H89V156H90V161L88 160V159H86L85 160V162L86 163H90L91 161H94V160H97V161H101L102 159H106L108 156H110ZM160 154V153H159ZM163 154V153H162ZM173 154V153H172ZM196 154V153H195ZM200 154V153H199ZM70 155V154H69ZM72 155V154H71ZM75 155V156H74ZM87 155V152L84 154V156L82 157V158H84L85 156ZM122 155H123V152L122 151H119V152H117V153H115V156H114V158H115V160H119V158H122ZM168 155V154H167ZM180 155V154H179ZM178 155V156H179ZM187 155V154H186ZM198 155V154H197ZM38 158H39V156L38 155H36ZM51 156H53V155H51ZM55 156V155H54ZM53 156V158H56V156L54 157ZM57 156V157H58ZM68 156V155H67ZM136 156H137V154H136ZM185 156V155H184ZM189 156H191V155H189ZM9 157V158H8ZM37 157H35V158H37ZM42 157V155L40 156V158ZM46 157V156H45ZM173 157V156H172ZM16 158V157H15ZM39 158V159H40ZM43 158H44V156H43ZM53 158H48L49 159V161L46 159L45 160V158L43 159V161L45 160V161H47V162H50L52 165H50L51 166V168H52V166L53 167H55V169L51 172V171H49L48 173H46V171L44 170V168H42V165L44 164L45 165V163L44 162H42V163H40V165H41V169L40 170H42V171H40L39 169L37 170V171H35V174H34V172H32V174H31V177L33 176V174H34V176H36L35 178H37V179H44L43 180V183H46V181L45 180H47V179H45L46 177L44 176V173H46L47 175L48 174H52V173H54V172H59V169H63L64 171H66V169H64L62 166H61V168H58L57 170H56V166H58L59 165V163H60V161L62 160H54ZM59 158V157H58ZM61 158V157H60ZM70 158V159H69ZM86 158V157H85ZM84 158V159H85ZM189 157H187V159H188ZM6 159V160H5ZM53 159V160H52ZM68 159V160H67ZM176 159V158H175ZM16 160H17V158H16ZM41 160H42V158H41ZM40 160V161H41ZM63 160V161H64ZM6 161V162H5ZM28 161H33V162H28ZM52 161L53 162H55V161H57L56 163H58V164H56V166L52 163ZM63 161H61V162H63ZM64 161V163H66L67 164V162H65ZM69 162V161H68ZM12 163H13V165H12ZM18 163V164H17ZM25 163V162H24ZM28 163V164H27ZM64 163H60V165L61 164H64ZM170 163H172V162H170ZM176 163V162H175ZM12 166H11V165ZM14 164H17L16 166L14 165ZM46 164H48V163H46ZM23 165V166H22ZM25 165V166H24ZM26 165H29L28 167H26ZM67 165H69V163L67 164ZM16 168L17 167V169H15L14 167ZM20 166H22V167H20ZM37 166V167H36ZM45 166H47V168L46 169H48L49 167V165H45ZM44 166V167H45ZM65 168H68V167H66V165L64 164L63 165ZM125 166V165H124ZM13 167V168H12ZM30 168V169H29ZM31 168H33V169H31ZM89 168V167H88ZM101 166L100 167H98V171H96V169H95V171L96 172H98V174H96V172H95V175H99L100 174V171H101ZM188 168V167H187ZM50 169V168H49ZM48 169V170H49ZM68 169H70V168H68ZM79 169H80V167H79ZM232 169H233V167H232ZM240 169H242V168H240ZM44 170V171H43ZM47 170V171H48ZM71 170V169H70ZM75 170H77V169H75ZM87 170V169H86ZM91 170V169H90ZM181 170H183V169H181ZM188 170V169H187ZM234 170V169H233ZM238 170V169H237ZM30 171V172H31ZM41 172L42 173V175L41 174H39V172ZM67 171H69V170H67ZM78 171V170H77ZM76 171V172H77ZM80 171H82L81 169H80ZM184 171V170H183ZM236 171V170H235ZM36 172H38V176L36 175L37 173ZM75 172V171H74ZM75 172V173H76ZM79 172V171H78ZM67 173H70L71 174V172H67ZM80 173V172H79ZM85 174V173H84ZM106 174V173H105ZM153 174V173H152ZM151 174V175H152ZM42 176L43 178H41V177H39V176ZM92 175V174H91ZM101 175V174H100ZM30 176V175H29ZM28 176V177H29ZM34 176H33V178H34ZM49 176V175H48ZM73 176V175H72ZM77 176V175H76ZM76 176H73L74 178L76 177ZM93 176H94V174H93ZM92 176V177H93ZM1 177L2 176H0V179H1ZM30 177V178H31ZM45 177V178H44ZM91 177V176H90ZM98 177V176H97ZM103 177V176H102ZM34 178V179H35ZM77 178V177H76ZM171 178V177H170ZM168 179V180H172V179ZM32 179V178H31ZM30 179V181L32 182V180ZM33 179V180H34ZM50 178L48 177V180H49ZM99 179H100V177H99ZM161 179H163V178H161ZM161 179H159V180H161ZM2 180V179H1ZM59 180V179H58ZM56 180L55 181V184L56 183H58L59 184V181H63V183H62V185L63 186H65L63 189L61 188H59V189H57L56 190V188H55V186L53 185V183H52V186L54 187L53 189H55V190H53L52 192H50L49 190V187H52L51 185L50 186H47V184L49 185V184H51V182L49 183V181H47V184H43V187L44 186H47L48 187V190H46V191H48V193L50 192V194L52 195V196H50V195H48L49 197H52L54 200H55V202L57 203V201L59 202L60 200V202L62 203V202H67V201H64L65 199H66V195L67 194H65L66 193V190H68L69 188H71V184L69 185L68 183H66L67 181H66V177H64V178H61V180ZM67 180H68V178H67ZM94 180V177H93V179H91L90 178V180H89V182H88V184L90 185L91 184V186H93L94 185V182H96L95 180ZM98 180V179H97ZM164 180V179H163ZM167 179H165V181H166ZM167 180V181H168ZM3 181V180H2ZM8 181V180H7ZM12 181V182H11ZM27 181H29V180H27ZM29 181V183L32 185V184H34V186L32 185V186H29L28 185V187L30 188V187H32V190H31V188L29 189L30 191H34L35 189H33V187H35V181L34 182H30ZM37 181H41V180H37ZM45 181V182H44ZM50 181H52V179H50ZM91 181V182H90ZM156 181H158V179L156 180ZM167 181L165 182V184H163L161 181H159L160 183H161V189L163 190V188L166 186V185H168L171 181H169V183L168 184H166L167 183ZM246 181V180H245ZM1 182V181H0ZM39 182L37 183L36 182V184H38L39 185ZM42 182V181H41ZM40 182V183H41ZM102 182V181H101ZM164 182V181H163ZM4 183V184H3ZM1 185H2V188H4V186H7V187H9V186H11L12 185V183H15V180H9L8 181V183L6 182V181H4ZM115 183V182H114ZM156 183L157 182H154V185H156ZM100 184V183H99ZM98 184V185H99ZM158 184L159 183H157V187H158ZM37 185V186H38ZM89 185H88V187H89ZM96 185V184H95ZM127 185V184H126ZM140 185H142V184H140ZM153 185V187L155 188V189H157V191L156 192H158V188H156V186H154ZM163 185V186H162ZM40 186H42V184L40 185ZM38 187V189L39 188H41V187ZM57 186H59V187H62L61 186V184H59V185H57ZM148 186H150L151 188H153L152 187V185H148ZM159 186V187H160ZM163 187V188H162ZM167 187V186H166ZM165 187V188H166ZM153 188V190H155ZM164 188V189H165ZM36 189H37V187H36ZM65 189V190H64ZM147 189V188H146ZM148 190L149 191H151V189H149L148 188ZM147 190V191H148ZM36 191V190H35ZM55 191V192H54ZM148 191V193L150 194L151 192V196H152V194H153V191H151V192H149ZM165 190H163V192H164ZM168 191V190H167ZM199 191L200 190H198V193H199ZM68 192V191H67ZM160 193H161V191H159ZM187 192V191H186ZM194 192V191H193ZM196 192V191H195ZM194 192V193H195ZM203 192V191H202ZM261 192H263V191H260V193ZM69 193V192H68ZM95 193V192H94ZM103 193H105V192H103ZM160 193H158L159 195H161V197H162V194H160ZM164 193H166V192H164ZM189 194H190V197H191V195H192V193H190V192H188ZM197 193V192H196ZM54 194V195H53ZM80 195L79 196H81V193H79ZM158 194H156L155 195V192H154V195L157 197L155 200H157V201H159L158 200V197H159V195ZM16 195V194H15ZM44 195H46V192L43 194V195H37L38 197H35L34 196V200H32V198L30 197H24V199H23V202H21L22 203V205H20L21 207H22V209L24 208V209H26L29 205H31V203H32V205H35V207H36V205H37V208H44L45 209V207L47 206V205H49L48 203L46 204V203H42V198L43 199H46V198H48V196L46 197V198H44ZM154 195L152 196V198H154ZM167 195V194H166ZM181 195H183V194H181ZM198 195H200V193L198 194ZM202 195V194H201ZM54 196V197H53ZM180 196V195H179ZM178 196V198H180ZM184 196V195H183ZM183 196H182V198H180V200H182L183 199V202H187V201H189V200H191V199H193V196L194 195H192V197L189 199V200H185L184 201V198H183ZM185 196H187V198L186 199H188L189 197H188V194H185ZM196 196V195H195ZM11 197V196H10ZM39 197H41V200H40V198ZM57 198V201H56V198ZM264 197V196H263ZM37 198V199H36ZM81 198V197H80ZM178 198H177V200H178ZM12 200H13V198H11ZM9 200L8 198L7 199H3L2 200V202L1 203H4L5 205L6 204H8V203H11L12 202V200ZM39 199V200H38ZM60 199V200H59ZM83 199V200H82ZM87 199V200H86ZM94 199V200H93ZM129 199V198H128ZM162 199H164V198H162ZM174 199V198H173ZM54 200H51L50 198L48 199V202L49 201H54ZM74 200H78V202L77 203H80V201H82V202H85L84 200H86L87 202H89V203H87V205H88V207L85 209V210H83L81 213L82 214H80L79 212H75V211H73L74 210V207L75 206H73V210H72V208H70V210H72L75 214H74V216L77 214V220L79 219V220H83L84 218L85 219H87V218H89V215H91L92 214V209H93V205H95L96 204V200L97 199H95V198H89V200H88V196H84V195H82V198H81V200H79V199H74ZM106 200V199H105ZM155 200H154V202H155ZM161 200V199H160ZM165 200V199H164ZM167 200V199H166ZM177 200H176V202H177ZM45 200H43V202H44ZM119 201V203H120V199H118L117 200V202ZM163 201V200H162ZM161 201V202H162ZM46 202H47V199H46ZM50 202V203H51ZM54 202V203H55ZM59 202V203H60ZM81 202V203H82ZM161 202L159 201V203L161 204ZM172 202V201H171ZM175 202V201H174ZM20 203V204H21ZM39 203H41V204H46L45 205V207L43 206V207H41L42 205L41 204H39ZM58 203V204H59ZM61 203L59 204V205H61ZM74 203H75V201H74ZM121 203L123 204V202H122V200H121ZM118 204V205H121L122 206V204ZM163 203V202H162ZM164 203H166V201L164 202ZM3 204V205H4ZM159 204V205H160ZM2 205V206H3ZM52 205H54V204H52ZM74 205V204H73ZM117 204H116V202H115V205L114 206H116ZM117 205V207L118 208H120L119 206ZM166 205V204H165ZM2 206H1V208H2ZM9 206V205H8ZM7 206V207H8ZM49 206H51V205H49ZM49 206H47V207H49ZM79 206H81V204L79 205ZM111 206L112 207H110V209H109V211H111L110 213H114L113 215H111L110 214V216L111 217H113L114 216V218H115V221H116V219H118L119 217H115V216H118V214H120V209H115V207H113V205L111 204ZM160 206H162V204L160 205ZM159 206V207H160ZM168 206V205H167ZM172 206V205H171ZM21 207L18 209V210H20L21 209ZM77 207H78V205H77ZM77 207H75V208H77ZM116 207V208H117ZM165 207V206H164ZM4 208H6L5 206H3V209ZM36 208V209H37ZM80 208V207H79ZM105 208H107L106 206L103 208V209H105ZM109 208V207H108ZM111 208L112 209H114V211H112L111 210ZM126 208V207H125ZM6 209H9V208H6ZM48 209V208H47ZM49 209H51V207H49ZM48 209V210H49ZM57 209V208H56ZM161 209V208H160ZM51 210H54L55 212H56V210L55 209H51ZM51 210H49V211H51ZM108 210V209H107ZM115 210H117V211H115ZM165 212L167 211L166 210V207H165ZM8 211H17V208H11L10 210H8ZM47 211V210H46ZM85 211V212H84ZM161 211V210H160ZM190 211V210H189ZM45 212V211H44ZM58 212V211H57ZM56 212V214H58ZM71 212V211H70ZM70 212H68L67 211V213H70ZM118 212V214L116 215V213ZM127 213H128V211H126ZM191 212V211H190ZM193 212V211H192ZM191 212V213H192ZM80 214V217H79V214ZM71 214V213H70ZM70 214H68V215H70ZM129 214H131V213H129ZM192 214H194V213H192ZM197 214V212L195 211V214L194 215H196ZM199 214V213H198ZM197 214V215H198ZM51 215H53V214H51ZM68 215L66 214V217H65V223L67 222L68 223V221H69V217H71V215L68 217ZM194 215H192L193 217H195ZM43 216H44V214H43ZM109 216V218H108V221L111 219V217ZM121 216V215H120ZM131 216V215H130ZM130 216H128V217H130ZM170 216V215H169ZM73 217V216H72ZM124 217V216H123ZM127 217V216H126ZM127 217V218H128ZM163 217V216H162ZM167 216H165V218H166ZM172 217V216H171ZM193 217H192V219H193ZM28 218L30 219V223H37V222H40V220H41V223H42V220H43V218H42V216H41V213L38 211V210H36V212L35 213H33L32 214V216H28ZM68 218V219H67ZM83 218V219H82ZM120 218H122V217H120ZM126 218V219H127ZM170 218V217H169ZM175 218V217H174ZM126 219L124 220V218H122L121 219V221L123 222V223H125V224H123L122 225V222L120 223L119 221V225L120 226H122V227H120L118 224H115L116 226H119V228H121L120 230H119V228L117 229V231H113V232H107V231H103V234H104V232H105V234L107 235V237H108V240H109V243L110 244H113L114 246H117L118 244H119V239H120V235H122L121 237H123L124 236V234H126V232L127 231H129L128 233H130V230L128 229V227H130V229H131V226H128L127 225V222L128 221H126ZM167 219V218H166ZM177 219V218H176ZM66 220H68V221H66ZM111 220H113V219H111ZM110 220V221H111ZM129 220V219H128ZM141 220H142V218H141ZM140 220V221H141ZM163 220H164V218H163ZM172 220V219H171ZM174 220V219H173ZM191 220V218L188 220L187 219V221H188V225L189 224H192V223H190L189 221ZM33 221V222H32ZM84 221H86V223H87V220H84ZM83 221V223H85ZM109 221V222H110ZM130 221H133L132 219H131V217H130ZM143 221V220H142ZM141 221V222H142ZM144 221H145V218H144ZM164 221H167V220H164ZM164 221H161L163 224L165 223ZM63 222V221H62ZM80 222V221H79ZM146 222L147 223H149V221L146 219ZM168 222H169V220H168ZM192 222H194V220H192ZM59 223V222H58ZM57 223V225H59V226H61V225H63V226H61V229L65 226V224L64 223H59L58 224ZM66 223V224H67ZM82 223V221L80 222V224ZM113 224L114 223H116V222H114V220H113V222H112ZM131 225H133L132 224V222H129ZM145 224V222H142V223H140V225L141 224ZM151 223V222H150ZM149 223V224H150ZM153 223V222H152ZM160 223V222H159ZM159 223H157V224H159ZM162 223H160L162 226H163V224ZM113 224H111L112 226H113ZM129 224V225H130ZM143 224V225H144ZM159 224V225H160ZM166 224H168V223H166ZM110 224H108V222H107V224L106 225H104V226H108V227H110L109 226ZM125 225V226H124ZM141 226V228H140V226H137L136 228L138 229V228H140V229H142V227H147V226H151V229L153 228L152 227V224H150V225H147V226ZM157 226L156 225V228L157 227H159V232H162V231H164V229H166V228H164V227H162V228H164V229H161L160 228V226ZM169 225H170V223H169ZM169 225H165V227L166 226H168V228H167V230L169 229V227H171V226H169ZM196 224H193V226H195ZM216 225V224H215ZM186 226V225H185ZM189 226H191V225H189ZM188 226V227H189ZM213 226V225H212ZM42 227H43V225H42ZM47 227V226H46ZM58 227V226H57ZM124 227V228H123ZM127 227V228H126ZM149 227H148V229L146 230V228L144 229V230H146V232L147 231H149V230H151V229H149ZM32 228V227H31ZM30 228V229H31ZM48 228V227H47ZM111 228L112 227H110V229L109 230H111ZM116 228V227H115ZM114 228V229H115ZM123 228V229H122ZM135 228V227H134ZM135 228V229H136ZM173 228V227H172ZM190 229H191V227H189ZM193 228L194 227H192V231H193ZM209 228V227H208ZM207 227H205V225L203 224V225H201V226H198L197 225V227H195V231L194 232H192V233H190L191 235H189L190 237H191V242H193V245L195 246V248L196 249H198V250H201V249H199L200 247H206V248H211V247H217L218 245H220V244H222V243H219V244H213V243H207L204 239H202L201 237V233L203 232V233H206V231H208L209 229H208ZM219 228V227H218ZM30 229H28L27 230V232H29L30 231ZM51 229V228H50ZM50 229H48V230H50ZM59 229H60V227H59ZM128 229V230H127ZM134 229V230H135ZM162 231H161V230ZM187 229V228H186ZM46 228H44V233L41 235V236H44L45 234H46V232L48 231ZM57 230V229H56ZM108 230V231H109ZM171 228L168 230V232H167V235L166 234H163L162 233V235H164L163 237L161 236H159V234H158V236H159V238L158 239H160V240H162V242H163V240L164 241H166L164 238H167L168 237V235H170V234H172V232L171 231H174V229L173 230H171ZM204 230H205V232H204ZM53 230H51V231H48V232H52ZM59 231V230H58ZM61 231H65V230H61ZM136 231V230H135ZM141 231V230H140ZM142 231H143V229H142ZM155 230H153V232H154ZM166 231V230H165ZM169 231L171 232L170 234H168L169 233ZM187 231V230H186ZM11 232V231H10ZM10 232H8L7 233V235L9 236V235H13V234H11ZM144 232L145 231H143V233L142 234H144ZM156 232H157V230H156ZM159 232H157V233H159ZM175 232V231H174ZM187 232H191L190 230H188ZM210 232V231H209ZM52 233H54V232H52ZM58 233H60V232H57V233H55L56 235H58ZM127 233V234H128ZM138 233H139V231H138ZM148 233V232H147ZM150 233H152L151 231H150ZM150 233H148V235L147 234H145V235H143L142 236V240H145V241H147L148 242V245L149 246H154L156 249L157 248H160V249H162V246L161 245H164V249H165V246H166V248L168 249V250H170L169 248L171 247V246H173V248H174V245H171L172 244V242L170 241V240H168L167 242L168 243H166V242H161V241H159V243H157V244H160V242L162 243L161 245H158V246H160V247H158L157 245H156V242H153V238L155 239L156 237H158V236H154V235H156V233L154 234V233H152L151 235H150ZM166 233V232H165ZM176 233V232H175ZM25 234H27V233H25ZM25 234L23 235V238H24V236H25ZM61 234H63L62 232H61ZM61 234H59V235H61ZM96 234V233H95ZM94 234V235H95ZM127 234L125 235L126 237H127ZM140 234H141V232H140ZM141 234V235H142ZM189 234V233H188ZM55 235V236H56ZM137 235H139V234H137ZM147 235V236H146ZM149 235H150V237H149ZM153 235V236H152ZM173 235H175L174 233H173ZM203 235V234H202ZM40 236V237H41ZM64 236V235H63ZM96 236V235H95ZM140 236V235H139ZM139 236H138V239H139ZM151 236L153 237V238H151ZM167 236V237H166ZM188 236V235H187ZM201 236V237H200ZM62 237V236H61ZM66 237V236H65ZM136 237V236H135ZM171 237L172 238H174L175 239V237L174 236H171L170 235V238L169 239H171ZM240 237V236H239ZM238 237V238H239ZM21 237H19L18 239H16V241H13L12 243H11V245H12V248H13V251L15 252V253H17L19 250H20V248L22 247V246H20L21 245V241H22V239H20ZM128 238V237H127ZM127 238H123V239H127ZM137 238V237H136ZM187 238V241L189 240V243H190V239H189V237H186ZM60 239V238H59ZM129 239H131V237L129 238ZM140 239H141V236H140ZM173 239V240H174ZM128 240V239H127ZM81 241V240H80ZM131 241V240H130ZM155 241V240H154ZM175 241H176V239H175ZM129 242V241H128ZM171 242V246L169 245V243ZM178 242V241H177ZM238 242V241H237ZM154 243H155V245H154ZM173 243H175V242H173ZM179 243V242H178ZM181 243V242H180ZM176 244V243H175ZM192 244V243H191ZM223 244H225V243H223ZM193 245H191V246H193ZM228 245V244H227ZM20 246V247H19ZM177 246H178V244H177ZM179 246H181L182 247V245H180L179 244ZM178 246V247H179ZM226 246V245H225ZM224 246V247H225ZM229 246V245H228ZM10 247V246H9ZM181 247H179V248H181ZM219 247H221V248H219L220 250H222V246L220 245ZM227 247V246H226ZM31 248V247H30ZM129 248V247H128ZM133 247H131V249H132ZM172 248V247H171ZM172 248V249H173ZM177 248V247H176ZM175 248V249H176ZM192 248H194V247H192ZM194 248V250H196ZM218 248V247H217ZM227 248H229V247H227ZM151 249V248H150ZM160 249H158L157 250V252L160 254V256H162L161 254L163 253V251H161ZM187 249V248H186ZM224 249V248H223ZM6 250H8V249H6ZM6 250H4V251H1L0 253H1V256H0V258H2L1 260L2 261H4V262H2V264H13L12 262H11V260H10V258H9V253H8V251H6ZM66 249H64V253L65 254H67L66 253V251H65ZM134 249H132V250H130L129 249V251H133ZM146 250V249H145ZM148 250V249H147ZM147 250L145 251V252H147ZM191 250V249H190ZM203 250V249H202ZM201 250V251H202ZM208 250V249H207ZM206 250V251H207ZM214 250V249H213ZM218 250V249H217ZM216 250V251H217ZM220 250H218L219 252H221ZM226 250V249H225ZM20 251H22V250H20ZM19 251V255L21 256V257H18V259L21 261V258L23 257V254H21V253H23V252H20ZM129 251H128V253H129ZM205 251V250H204ZM223 251V250H222ZM25 253H26V249H25V251H24ZM165 253H164V255H166L167 256V251H166V249H165V251H164ZM24 253V254H25ZM147 253H149V252H147ZM147 253H145V254H147ZM156 255L158 254V253H156V251L154 252ZM27 254V253H26ZM131 255V254H130ZM163 255V256H164ZM173 255V254H172ZM172 255H170V256H172ZM26 256V255H25ZM129 256V255H128ZM148 256V255H147ZM169 255H168V257H170ZM201 256V255H200ZM259 256H261V255H259ZM258 256V257H259ZM173 257H174V255H173ZM201 257H203L204 258V260H200V262H202V264L204 263V261L205 260H207V257H206V259H205V257H204V255L202 254V256ZM145 258H147V257H145ZM171 259H176L175 257L174 258H172V257H170ZM200 258V257H199ZM65 259V258H64ZM68 259V258H67ZM75 259V258H74ZM148 259H149V257H148ZM209 259V258H208ZM75 260H77V258L75 259ZM147 260V259H146ZM194 260V259H193ZM199 260V259H198ZM198 260H196V261H198ZM213 260V259H212ZM262 260V259H261ZM209 261H211V260H209ZM214 261V260H213ZM263 261V260H262ZM131 262H133V259H132V261ZM162 262V261H161ZM194 262V261H193ZM199 261H198V263L199 264H201ZM212 262V261H211ZM205 263H209V262H206L205 261ZM262 263V262H261ZM95 264H98V263H95ZM101 264V263H100ZM102 264H111V249L110 250H107V254H106V258H105V261L102 263ZM115 264V263H114ZM117 264V263H116ZM121 264V263H120ZM128 264V263H127ZM146 264V263H145ZM151 264V263H150ZM153 264V263H152ZM158 264H160V263H158ZM196 264V263H195Z\"/></svg>", "mask_w": 264, "mask_h": 264}, {"label": "snow or ice", "instance_id": "snow-or-ice-1", "mask_svg": "<svg viewBox=\"0 0 264 264\" xmlns=\"http://www.w3.org/2000/svg\"><path fill=\"white\" fill-rule=\"evenodd\" d=\"M12 5H9V7H11ZM64 7H70L72 6V4L69 3V0H65L64 4L62 5Z\"/></svg>", "mask_w": 264, "mask_h": 264}]
</instances>
